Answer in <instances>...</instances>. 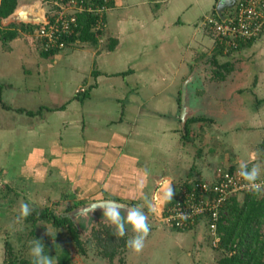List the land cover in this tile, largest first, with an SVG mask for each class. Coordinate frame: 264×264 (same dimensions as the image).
<instances>
[{"label":"crops","instance_id":"0c3cea01","mask_svg":"<svg viewBox=\"0 0 264 264\" xmlns=\"http://www.w3.org/2000/svg\"><path fill=\"white\" fill-rule=\"evenodd\" d=\"M111 1L96 42L41 49V62L58 74L41 82L50 105L17 109L27 117L21 176L43 185L54 176L76 206V200L141 206L158 224L181 185L212 179L220 166L260 164L264 177V34L233 57L239 66L226 62L234 74L216 75L212 67L205 71L204 59L218 63L223 51L202 24L216 0L141 1L146 7ZM193 73L185 132L182 87ZM165 182L173 199L157 203L153 197Z\"/></svg>","mask_w":264,"mask_h":264},{"label":"rangeland","instance_id":"374dc122","mask_svg":"<svg viewBox=\"0 0 264 264\" xmlns=\"http://www.w3.org/2000/svg\"><path fill=\"white\" fill-rule=\"evenodd\" d=\"M141 1L144 0L135 2L137 5L139 2V6L146 7ZM45 3L44 0H20L18 9L22 11H31L32 8L44 9ZM218 3L219 0H216V6ZM9 22L8 19L5 20L6 25ZM205 31L214 39L209 31ZM41 49L44 50L41 43L26 34H21L7 43L0 37V264H6L8 242L12 246V260L32 261L29 249L36 239L43 243L44 253L52 258L53 264L56 262L58 264V256L64 250L71 253L69 264H219L225 252L220 248V243L215 244L206 224L200 229L180 231L148 221L150 232L142 251L137 253L126 246V241L130 239L129 233L124 237H117L115 227L105 223V220H94L87 228L76 222L84 240L86 249L84 252L67 228L56 227L51 221L42 217L45 208L67 216L87 205L88 201L76 200L77 203L80 202V205L76 206L73 198L68 197L67 185L56 184L54 176H50L43 185L39 181L34 183L33 180L20 174L23 163L28 160L26 147H23L27 133L22 122L27 117L25 118L26 115L22 112L18 113L17 109L38 110L46 104L50 105L51 94L41 82L45 79L44 76L47 78L51 74H58L57 69H49L47 63L41 62ZM241 49L227 54L220 53L221 55L217 56L218 63L211 62L212 56L208 55L204 59L205 71L212 67L214 73L221 69L224 74H234L235 68L227 71L222 65L230 60L234 65L238 64L233 57ZM38 73H40L39 79L34 75ZM11 85L15 88H11ZM29 87L37 89L26 94L25 88ZM1 101H4L10 109H4ZM244 198L245 194L238 196L240 201ZM59 201L65 203L58 204ZM22 203H28L32 213L27 218L18 219ZM74 227L77 229L75 225ZM129 227H127L128 232L132 231ZM262 230L264 231V226ZM102 242L109 245L102 247L100 245Z\"/></svg>","mask_w":264,"mask_h":264},{"label":"built area","instance_id":"2783aa9c","mask_svg":"<svg viewBox=\"0 0 264 264\" xmlns=\"http://www.w3.org/2000/svg\"><path fill=\"white\" fill-rule=\"evenodd\" d=\"M59 0L55 4L45 3L47 20L37 23L27 33L39 41L44 50L66 48L71 38L79 34V15L93 14L97 17L93 30L102 32L107 27V13L111 7L109 0ZM205 30L209 31L216 42L224 46V53L239 48L243 42L255 40L264 34V0H236L228 14L212 11L203 20ZM79 91H85L81 88ZM258 183L264 182L260 177ZM248 191L247 182L238 175V169L220 166L212 179H198L180 186L177 197L167 206L160 224L186 231L204 222L215 244L221 236L218 232L219 221L225 213L227 203ZM187 219H180L181 213Z\"/></svg>","mask_w":264,"mask_h":264},{"label":"trees","instance_id":"16d2710c","mask_svg":"<svg viewBox=\"0 0 264 264\" xmlns=\"http://www.w3.org/2000/svg\"><path fill=\"white\" fill-rule=\"evenodd\" d=\"M59 0H44L46 3L55 4ZM103 3L102 0L99 1ZM20 0H0V37L3 42L7 43L16 39L21 34L32 31L36 24L30 22L11 21L5 24L7 20L19 7ZM106 4L111 7L112 1L109 0ZM233 5L230 7H222L218 11V4L213 10L220 14H228ZM79 34L69 38L70 42L92 41L98 40L100 31L93 30L97 17L93 14L79 15ZM249 40L248 42H251ZM243 42L238 49H241L246 43ZM218 43V42H217ZM219 50L224 52V46L220 43ZM236 49V50H238ZM53 51V50H50ZM53 53V52H52ZM227 71L232 70L233 65L225 63L222 65ZM216 75L224 74L218 69ZM192 120L187 121L185 132H189L190 123ZM231 170H234L231 168ZM42 217L51 221L56 227L67 228L70 234L75 238V241L82 250L85 252L84 240L80 235L79 226L69 216L54 212L50 208H45L42 212ZM77 227V229L74 227ZM264 193H246L243 201L238 200V197L231 199L226 207L225 213L219 221L218 232L221 236L220 248L225 254L219 260V264H264ZM106 244V245H105ZM100 245L108 246L109 244L100 243ZM8 258L6 264H32L31 260L23 259L16 261L11 259L12 246L7 243ZM71 253L64 250L58 256V264H69Z\"/></svg>","mask_w":264,"mask_h":264},{"label":"clouds","instance_id":"9594fccd","mask_svg":"<svg viewBox=\"0 0 264 264\" xmlns=\"http://www.w3.org/2000/svg\"><path fill=\"white\" fill-rule=\"evenodd\" d=\"M37 24V23H34ZM255 160V156L252 157ZM238 175L247 182V188L249 192L259 194L264 192V182L258 183L257 181L261 175V165L253 164L251 168L247 162H240L238 168ZM144 184L141 181L138 185L139 188H143ZM174 190L171 184L165 182L162 186L161 192L157 193L153 199L159 203L161 199L164 202H169L173 199ZM102 210V215L108 223L115 227V235L117 237H124L127 232V226H130L133 236L126 241V246L134 252L139 253L144 247L145 239L150 232V225L148 223V216L141 206H133L131 208H124L123 205L114 200H101L92 205L90 211ZM122 210L124 215H122ZM149 210L155 213L156 208L151 207ZM32 213L28 203H22L20 205L19 218H27ZM180 219L186 220L188 217L185 213H181ZM49 234V233H48ZM29 254L32 257V264H53V260L50 256L45 255L43 243L36 239L31 243ZM57 264V262H56Z\"/></svg>","mask_w":264,"mask_h":264},{"label":"water","instance_id":"95a60500","mask_svg":"<svg viewBox=\"0 0 264 264\" xmlns=\"http://www.w3.org/2000/svg\"><path fill=\"white\" fill-rule=\"evenodd\" d=\"M236 0H219L218 3V11L220 12L222 7H230L232 6ZM9 21H19V22H30V23H41L47 20L46 12L44 9L32 8L31 11L17 9L9 18ZM196 73H193L191 78L184 83L183 93H182V119L183 125H186L187 119L191 114V93L189 89V83L194 79ZM97 202H93L78 208L67 216L71 217L75 222L80 225L90 227L92 222L101 220H106L102 215V210L97 209L94 212H91L90 209L93 204ZM119 203V202H118ZM124 206V208H131L125 204L120 203ZM122 215H124V211L122 210ZM85 224V225H84Z\"/></svg>","mask_w":264,"mask_h":264},{"label":"flooded vegetation","instance_id":"af4514ba","mask_svg":"<svg viewBox=\"0 0 264 264\" xmlns=\"http://www.w3.org/2000/svg\"><path fill=\"white\" fill-rule=\"evenodd\" d=\"M1 102H2V105H3V108L4 109H10L9 106L4 101H1Z\"/></svg>","mask_w":264,"mask_h":264}]
</instances>
